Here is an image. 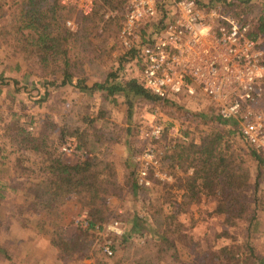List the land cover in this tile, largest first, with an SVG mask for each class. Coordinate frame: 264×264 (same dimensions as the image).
I'll return each instance as SVG.
<instances>
[{
    "label": "trees",
    "instance_id": "1",
    "mask_svg": "<svg viewBox=\"0 0 264 264\" xmlns=\"http://www.w3.org/2000/svg\"><path fill=\"white\" fill-rule=\"evenodd\" d=\"M125 5L126 0H97L92 12L83 16L73 9L63 8L59 0H0V48L15 61L12 70H22L29 79L35 75L46 79L47 87L63 88L73 84L81 91L96 89L100 92L99 102L91 104L88 109L83 110L75 104L61 117L62 124L48 122L49 134L39 130L41 127L31 133L26 127L13 131L11 126H7L10 146L15 140L18 146L27 144L29 151L37 152L40 147H45L47 138L56 141L57 145L73 139L79 158L75 162H67L54 147L34 172L26 165L22 166L24 154L16 152L13 164L19 175L16 177H22V180H17L13 186L0 180V206L8 192L19 193L17 202L12 204V214L25 219L43 212L50 213L72 202L84 212L87 227L67 237L60 226L52 224L51 240L62 261L67 262L74 254L76 261H82L91 255L92 231L109 221L113 213L112 200L122 199L126 190L140 198L145 205V213L135 214L125 223L121 222L120 244H125L132 236L144 238L145 242L130 243L122 257H114L113 253L107 257L108 262L99 260L97 264H264V258L254 254L249 242L258 226L255 212H250L247 205L240 203L242 190L249 189L251 185L250 172L244 167V155L256 164L255 170L259 172L263 170L262 158L250 147L246 153L237 152L231 143L235 134L239 136L236 122L222 120L213 108L211 114L197 112L195 115L203 122H215L227 130L212 128L202 133L198 142L193 138L187 141L174 139L170 148L157 152L159 166L171 180L153 177L149 186L141 187L136 180L138 166L127 158L120 160L124 174L118 181L117 160L111 157V153L113 146L125 143L126 138L121 139L111 131L110 116L113 108L120 104L119 99L125 106L129 121L134 103L147 104L150 108L158 103H168L177 108L178 100L185 98L169 97L161 102L142 88L140 78L122 79L123 66L133 63L136 67L135 48L120 55L114 72L102 70L117 45ZM230 7L236 6L230 4ZM110 12L114 14L106 17ZM248 15L244 13L236 19L249 26V37L258 40L264 36V8L251 18ZM68 19L73 20L74 30L65 26ZM92 69L103 75V80L88 86L89 77L94 74ZM2 82L3 72L0 73ZM12 83L17 85L15 80ZM98 122L100 126L96 128ZM167 129L163 134L166 135ZM130 131L126 128L127 134ZM188 137L189 133L184 131L177 138ZM129 143L132 149V142ZM9 154L12 152L5 158L0 156V176ZM256 182L254 191L258 185ZM207 203L211 205L209 213L221 216L226 225L245 221V239L241 243L219 246L213 252L212 260L182 261L178 245L185 247L186 239L189 241L190 238L180 235L182 224L178 217L181 214L191 216V207ZM4 250L0 246V255L7 261L10 256ZM113 250L115 252V246Z\"/></svg>",
    "mask_w": 264,
    "mask_h": 264
},
{
    "label": "rangeland",
    "instance_id": "2",
    "mask_svg": "<svg viewBox=\"0 0 264 264\" xmlns=\"http://www.w3.org/2000/svg\"><path fill=\"white\" fill-rule=\"evenodd\" d=\"M198 2L207 3L209 6L215 7L218 16L222 17L223 20L228 17L237 18V16L244 13L249 14L248 16L251 18L254 14H257V11L264 8V0H198ZM230 4L236 7L232 8ZM258 40L264 53V36ZM5 52L0 48V73L3 72V82L0 83V150H2L0 156L5 158V155L10 151L12 154H9L7 159H5L7 163H5L6 166L0 176V180L13 186L17 180H22V177H16L19 175L15 169V164H13L17 153L24 154L21 157L22 166L26 165L34 172L41 165L42 160L48 158L54 147L58 149L63 159L67 162H75L79 157L75 152L70 154L62 153L60 151L61 143L57 145L56 141L48 138L45 140V147H40L37 152L29 151L27 144L18 146L15 140H12L10 146V135L9 132H6L7 126H11L13 131L18 127H26L31 133L36 132V128L41 127L39 130L49 134L47 132L49 130L47 128L48 122L51 121L58 125L62 124L61 117L67 114L71 106L77 104L83 110H86L91 104L99 102L100 92L96 89L81 91L75 89L72 86L73 84L64 88L47 87L48 81L46 79H41L37 75L31 76L29 79L25 77L22 70L18 72L12 70L15 61ZM120 52L118 46L115 45L111 58L102 69L105 73L114 72L118 58L121 55ZM131 64L126 72H121L122 79L127 80L134 76L139 78L137 68L133 63ZM86 72H90L88 68ZM91 72H94V74L89 77L88 86L98 84L103 80V75L98 71L92 69ZM12 80L17 81V85H14ZM260 96L255 108L264 114V81L260 84ZM119 103L111 111V131L121 139L131 138V159L136 158L141 149L147 145L146 139L141 134L154 123L162 125L164 129L168 127L166 135L163 134L152 145L156 152L157 161V152L160 153L166 148H170L174 143V139L187 141L193 138L195 142H198L201 134L208 132L212 128L227 130V128H222L215 122H203L195 115L197 112H203L205 115L211 114L210 110L213 108L210 100L200 94L194 98L185 97L178 100L179 107L177 108L168 103H158L152 108L147 104L134 103L132 117L129 121L126 117L125 106L120 99ZM99 126L100 122L96 123L95 127L98 128ZM171 127L176 129V132L172 129L170 130ZM126 128H130L131 136L126 133ZM184 131L189 133V137L177 138L182 136ZM48 137L52 138L51 135H48ZM66 141L67 143H74L73 139ZM231 143L237 152L240 153H246L249 148L237 134L231 138ZM121 145L123 143L114 145L111 153V157L117 160L116 167L118 166L120 169L122 167L120 159L115 157L114 149L116 146ZM244 167L248 168L250 172L251 185L249 189L244 188L245 190H242L241 198L243 200L240 203L247 205L250 212L253 210L255 212L258 226L256 231L252 233L249 242L254 254L264 258V194L261 191L263 170L262 172L256 171V164L245 155ZM155 175L166 177L163 180H171L169 174L161 169L159 163L152 171H149L148 179L150 180ZM255 179L258 181L256 182ZM159 180L161 179L159 178ZM254 182L258 183L257 189L255 188L256 191L253 189ZM18 198L19 193L8 192L6 200L0 206V246L10 256V259L6 261L0 255V264H97L99 260L108 262L109 259L99 251V245L103 242L105 234L96 230L92 231L94 235L89 258L76 261V254H74L71 259L65 262L57 254L51 240L52 224L60 226L67 237L73 236L78 230L87 227L84 223V212L80 211L72 202H67L59 209L50 211V213L43 212L39 216H31L24 219L22 216L12 214V204L17 202ZM111 205L113 207L111 218L123 223L129 220L132 214L140 216L145 213H143L145 205L140 201V198L134 199L126 190L123 198L120 200L113 199ZM210 206V203H207V205L200 207H191L193 210L191 216L181 214L178 217L182 224L181 228H179L180 235L184 234L190 238L189 241L186 239L187 244L185 247L182 244L178 245L179 259L182 261L186 262L188 259L212 260L213 252L219 246L231 242L241 243L245 239V224H247L245 221L236 222L232 226L226 225L221 216L209 213ZM137 237L132 236L125 244H120V236L109 235L107 239L115 246L114 257H122L128 247L131 246L130 243L141 244L145 242L144 238L139 239ZM126 262L128 261L126 260Z\"/></svg>",
    "mask_w": 264,
    "mask_h": 264
},
{
    "label": "built area",
    "instance_id": "3",
    "mask_svg": "<svg viewBox=\"0 0 264 264\" xmlns=\"http://www.w3.org/2000/svg\"><path fill=\"white\" fill-rule=\"evenodd\" d=\"M96 1L59 0V4L86 16ZM65 26L75 29L72 19ZM248 32L247 24L233 17L223 20L215 7L198 0H126L116 43L121 55L137 50L139 83L159 101L200 94L222 120L235 121L239 136L262 158L264 173V115L255 108L264 79V53L259 40ZM128 69L129 64L123 66L124 72ZM163 132V126L154 123L141 134L147 145L132 159L141 187L150 185L149 171L158 164L152 145ZM72 143L61 145L60 151L74 153ZM261 191L264 194V182ZM96 231L105 234L99 251L112 256L113 245L107 238L121 236L122 223L111 218Z\"/></svg>",
    "mask_w": 264,
    "mask_h": 264
},
{
    "label": "crops",
    "instance_id": "4",
    "mask_svg": "<svg viewBox=\"0 0 264 264\" xmlns=\"http://www.w3.org/2000/svg\"><path fill=\"white\" fill-rule=\"evenodd\" d=\"M64 88V87H63ZM174 130V132H176V129H174V128H170V130ZM126 140V142L125 143H123V145H121V146H116V148L114 149L115 150V152L114 153H116L115 154V157H117L118 159H120V160H125V159H127V158H131V151H130V149H131V147H130V143L129 142H131V138H126L125 139ZM116 173H117V179H118V181L120 182L122 179H123V174H124V169H122V167H121V169L117 166L116 167ZM134 199L135 198H137L136 197V195H132V194H130ZM135 214H132V217L134 216Z\"/></svg>",
    "mask_w": 264,
    "mask_h": 264
}]
</instances>
